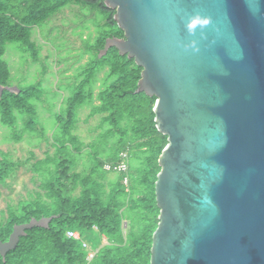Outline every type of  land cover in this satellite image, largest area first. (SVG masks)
I'll return each instance as SVG.
<instances>
[{
    "label": "water",
    "instance_id": "obj_1",
    "mask_svg": "<svg viewBox=\"0 0 264 264\" xmlns=\"http://www.w3.org/2000/svg\"><path fill=\"white\" fill-rule=\"evenodd\" d=\"M167 136L150 264H264V0H103ZM16 88L0 85V95ZM51 218L16 225L0 254Z\"/></svg>",
    "mask_w": 264,
    "mask_h": 264
},
{
    "label": "trees",
    "instance_id": "obj_2",
    "mask_svg": "<svg viewBox=\"0 0 264 264\" xmlns=\"http://www.w3.org/2000/svg\"><path fill=\"white\" fill-rule=\"evenodd\" d=\"M71 3L87 6L91 13H103L105 31L94 44L87 45L88 52L95 57L82 67L81 80L74 84L65 107L56 115L59 134L55 137V154L32 166L42 177L39 186L43 193L36 192L16 206H8L6 219L0 220V239L7 241L16 225L33 219L51 221L48 227L27 230L5 259L0 254V264H88L83 242L90 244L88 238L95 231L108 242L97 248L90 245L98 253L89 264H150L152 238L160 213L155 195L158 160L168 140L156 127V97L136 92L142 68L133 59L120 55L116 48L100 56L107 38L123 36L114 20L115 10L107 8L103 0H0V85L8 87L11 81L4 59L7 45L15 44L36 61L40 48L32 40L33 29ZM105 69L108 70L104 88L95 96L97 74ZM41 86L27 85L17 93L5 90L0 95V122L13 129L18 121L16 113L25 115V130L35 132L37 111L33 101L42 98ZM95 98L99 104L91 105L86 120L101 115L100 127H108L90 144L89 172L78 173L70 146L80 153L83 143L73 131L79 122V110L93 104ZM112 138L115 140L102 157L101 151L105 152L103 149ZM123 154L128 170L118 172L122 175L120 181L110 182L107 190L104 180L116 171L106 167L119 165ZM1 155L0 184L17 166L8 153ZM133 161L140 165L135 167ZM70 230L78 231L81 239L67 237Z\"/></svg>",
    "mask_w": 264,
    "mask_h": 264
},
{
    "label": "rangeland",
    "instance_id": "obj_3",
    "mask_svg": "<svg viewBox=\"0 0 264 264\" xmlns=\"http://www.w3.org/2000/svg\"><path fill=\"white\" fill-rule=\"evenodd\" d=\"M105 20L101 12L91 13L87 6L80 4H68L45 24L35 27L32 40L39 46L40 53L36 61L28 54L17 49L15 44H8L4 59L7 61L10 72L12 89L41 83L44 94L38 101H33L37 111L36 131L25 130L27 116L18 115L15 128L11 129L0 122V160L1 152L8 153L10 158L17 164L10 176L0 184V220L6 219L8 206H16L19 201L28 199L36 192L43 193L40 189L42 177L32 170V166L47 155L55 154V137L59 134L56 115L65 107L68 98L81 80L79 76L82 67H86L91 57H95L87 50V45H92L98 36L103 33ZM101 24V25H100ZM105 69L97 74L93 85L95 96L104 88L106 78ZM99 104L95 98L93 104H88L79 110V122L73 133L83 143L80 153L70 146L71 153L76 157L75 171L88 173L91 168L90 144L104 133L108 125H101V115H96L86 120L91 111V105ZM17 131V132H16ZM43 132V134H42ZM18 133V134H16ZM115 138L110 139L106 149ZM104 146V145H103ZM138 167L139 161H133ZM121 174L112 172L107 175L104 182L109 190L110 182L120 181ZM127 191L129 182L125 179ZM124 226L127 222L124 221ZM91 246H101L108 242L98 232L88 238Z\"/></svg>",
    "mask_w": 264,
    "mask_h": 264
},
{
    "label": "built area",
    "instance_id": "obj_4",
    "mask_svg": "<svg viewBox=\"0 0 264 264\" xmlns=\"http://www.w3.org/2000/svg\"><path fill=\"white\" fill-rule=\"evenodd\" d=\"M122 157L124 158V160L119 165H117V166L108 165L106 168L109 170L113 169L116 172H126L128 170V165L126 162V155L123 154ZM66 235H67V237L73 238L76 240L81 239V235L78 231L70 230V231H67ZM83 247L88 251V256L86 258V262L89 264L94 259L96 254L98 253V249H95V250L92 249L90 244H88L85 241L83 242Z\"/></svg>",
    "mask_w": 264,
    "mask_h": 264
},
{
    "label": "flooded vegetation",
    "instance_id": "obj_5",
    "mask_svg": "<svg viewBox=\"0 0 264 264\" xmlns=\"http://www.w3.org/2000/svg\"><path fill=\"white\" fill-rule=\"evenodd\" d=\"M116 37V36H115ZM124 37V34H123V36H121V37H119V38H123Z\"/></svg>",
    "mask_w": 264,
    "mask_h": 264
}]
</instances>
